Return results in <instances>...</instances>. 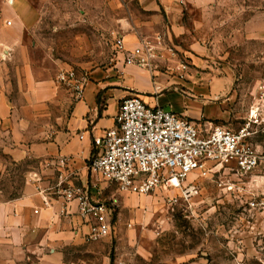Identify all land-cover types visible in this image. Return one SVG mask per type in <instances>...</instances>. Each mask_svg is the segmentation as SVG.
I'll use <instances>...</instances> for the list:
<instances>
[{"label": "rangeland", "instance_id": "1", "mask_svg": "<svg viewBox=\"0 0 264 264\" xmlns=\"http://www.w3.org/2000/svg\"><path fill=\"white\" fill-rule=\"evenodd\" d=\"M221 2L214 14L216 25L204 27L209 36L194 53L206 58L217 73L232 78L230 127H241L250 110L259 107L252 140L261 144L264 36L251 38L253 26H244L243 20L256 14L264 34V0ZM29 4L38 20L23 24L31 15H25L22 6ZM119 14L107 0H0V96L20 98L19 71L24 81L27 67H33L39 79L51 80L62 69L81 71L106 63L115 53L113 29ZM20 37L21 44L14 46ZM191 56L182 52L180 58L188 63ZM8 140L0 121V196L5 199L22 194L28 170L35 164L30 157L14 160L4 153ZM216 169L188 175L181 187L157 188L148 194L125 193L99 179L101 200L145 196L150 205L118 204L112 234L97 241L82 235L59 249V263L42 262L29 251L19 264H264V169L247 175ZM138 211L146 218H134ZM119 218L124 219L123 227Z\"/></svg>", "mask_w": 264, "mask_h": 264}, {"label": "crops", "instance_id": "2", "mask_svg": "<svg viewBox=\"0 0 264 264\" xmlns=\"http://www.w3.org/2000/svg\"><path fill=\"white\" fill-rule=\"evenodd\" d=\"M107 1L120 11L113 31L123 37L127 48L140 42L159 48L151 68L125 65L122 55L114 53L103 65L80 71L88 81L83 98L78 100L57 78L41 80L33 67H27L24 81L23 71H19L16 89L20 98L0 96V121L9 138L3 152L14 160L32 158L35 164L28 173L38 171L45 188L65 177L74 185L90 186L100 197L96 182L101 178L90 171L88 159L100 150L97 139L115 126L120 101L130 95L140 96L151 106L171 109L200 126L212 123L232 128L228 110L231 76L217 73L218 69L206 64V58L194 53L209 36L204 27L216 25L214 14L222 0ZM22 9L31 15L23 24L35 23L38 14L33 5ZM243 23L253 26L251 38H263L256 14ZM21 42L20 37L13 44ZM182 52L192 54L188 63L180 58ZM60 157L68 158L66 167L58 165ZM49 199L46 204L28 179L20 196H0V264H19L29 251L37 253L42 262L59 263V249L82 239L87 228L77 214L76 203H70L65 214L58 195ZM150 202L145 196H123L117 201L123 208ZM133 214L136 219L146 218L141 211ZM119 220L123 227L124 219Z\"/></svg>", "mask_w": 264, "mask_h": 264}, {"label": "built area", "instance_id": "3", "mask_svg": "<svg viewBox=\"0 0 264 264\" xmlns=\"http://www.w3.org/2000/svg\"><path fill=\"white\" fill-rule=\"evenodd\" d=\"M113 46L115 55H122L125 65L151 68L160 54L159 48L150 42L127 48L118 35ZM57 80L73 91L75 99L83 98L88 81L85 73L74 68L62 69ZM261 88L260 102L264 103V85ZM258 109L253 107L248 121L238 129L212 123L200 126L171 109L151 106L140 96L130 95L120 101L115 126L97 139L101 148L88 159V167L102 180L117 185L118 190L136 194L181 187L188 175H205L216 168L247 175L264 169V143L254 144L252 140L256 133L252 123L256 122ZM67 162L66 157L58 158L61 167H66ZM27 179L44 196L46 204L51 196L58 195L64 202L65 214L69 204L76 203L77 214L87 228L83 234L86 239L97 241L112 234L116 200L103 201L90 186L74 185L65 177L47 188L41 185L38 171H30Z\"/></svg>", "mask_w": 264, "mask_h": 264}, {"label": "bare ground", "instance_id": "4", "mask_svg": "<svg viewBox=\"0 0 264 264\" xmlns=\"http://www.w3.org/2000/svg\"><path fill=\"white\" fill-rule=\"evenodd\" d=\"M175 181H177V180H175Z\"/></svg>", "mask_w": 264, "mask_h": 264}]
</instances>
